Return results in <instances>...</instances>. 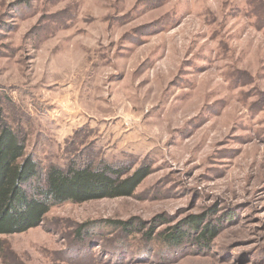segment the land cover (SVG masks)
<instances>
[{
	"label": "rangeland",
	"instance_id": "1",
	"mask_svg": "<svg viewBox=\"0 0 264 264\" xmlns=\"http://www.w3.org/2000/svg\"><path fill=\"white\" fill-rule=\"evenodd\" d=\"M0 96L42 168L151 169L0 236V264H264V0H0ZM198 216L206 245L147 241Z\"/></svg>",
	"mask_w": 264,
	"mask_h": 264
},
{
	"label": "trees",
	"instance_id": "2",
	"mask_svg": "<svg viewBox=\"0 0 264 264\" xmlns=\"http://www.w3.org/2000/svg\"><path fill=\"white\" fill-rule=\"evenodd\" d=\"M27 136L9 121L0 96V236L26 233L43 224L57 206L83 204L103 199L132 197L151 169H133L124 164L96 161L88 157L70 160L65 166L41 164L27 155ZM186 229L156 238L147 234L149 244H165L170 250L181 247L190 235L198 244H208L217 234L216 226L203 227L202 217L190 218ZM114 229L127 231L128 223H112ZM160 239V240H157ZM203 246V245H202Z\"/></svg>",
	"mask_w": 264,
	"mask_h": 264
}]
</instances>
